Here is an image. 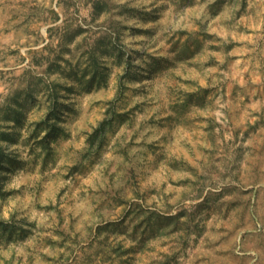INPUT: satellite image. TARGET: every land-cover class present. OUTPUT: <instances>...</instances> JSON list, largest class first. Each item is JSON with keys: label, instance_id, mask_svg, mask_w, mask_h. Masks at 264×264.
<instances>
[{"label": "rangeland", "instance_id": "374dc122", "mask_svg": "<svg viewBox=\"0 0 264 264\" xmlns=\"http://www.w3.org/2000/svg\"><path fill=\"white\" fill-rule=\"evenodd\" d=\"M0 264H264V0H0Z\"/></svg>", "mask_w": 264, "mask_h": 264}]
</instances>
